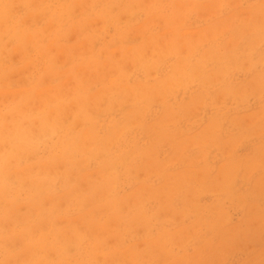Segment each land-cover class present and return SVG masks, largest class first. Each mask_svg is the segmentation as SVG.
Instances as JSON below:
<instances>
[{"label": "rangeland", "instance_id": "rangeland-1", "mask_svg": "<svg viewBox=\"0 0 264 264\" xmlns=\"http://www.w3.org/2000/svg\"><path fill=\"white\" fill-rule=\"evenodd\" d=\"M0 264H264V0H0Z\"/></svg>", "mask_w": 264, "mask_h": 264}]
</instances>
